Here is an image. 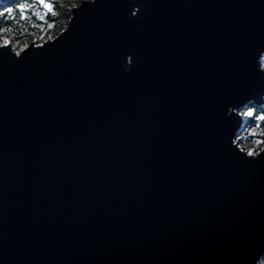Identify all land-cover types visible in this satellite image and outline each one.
I'll list each match as a JSON object with an SVG mask.
<instances>
[{
  "label": "water",
  "instance_id": "95a60500",
  "mask_svg": "<svg viewBox=\"0 0 264 264\" xmlns=\"http://www.w3.org/2000/svg\"><path fill=\"white\" fill-rule=\"evenodd\" d=\"M79 5L0 49V264H252L264 161L231 104L264 91V0Z\"/></svg>",
  "mask_w": 264,
  "mask_h": 264
},
{
  "label": "snow or ice",
  "instance_id": "6c2138e0",
  "mask_svg": "<svg viewBox=\"0 0 264 264\" xmlns=\"http://www.w3.org/2000/svg\"><path fill=\"white\" fill-rule=\"evenodd\" d=\"M79 7L80 5H75ZM43 9V13L39 11ZM29 13L40 18L45 19V14L51 16L56 15V5L54 0H15L12 6H2L0 0V49H8L11 47V41L7 38L5 33L12 31L9 27L4 25L11 23L12 20H26ZM11 18V20L9 19ZM52 28V24H48ZM20 55V53H17ZM264 60V57H261ZM261 79H264V63L259 64V71H256ZM227 107V106H226ZM232 115L237 118L246 119L250 127L246 129L248 135L253 138L264 137V91L254 92L253 94H246L242 98L236 100L231 104ZM240 139L237 137V140ZM257 145L264 144V139H256ZM245 155L249 158L246 163H259L264 161V152L257 153L254 148H250ZM252 264H264V253H258L253 257Z\"/></svg>",
  "mask_w": 264,
  "mask_h": 264
},
{
  "label": "trees",
  "instance_id": "16d2710c",
  "mask_svg": "<svg viewBox=\"0 0 264 264\" xmlns=\"http://www.w3.org/2000/svg\"><path fill=\"white\" fill-rule=\"evenodd\" d=\"M85 0H54L56 5V15L51 16L45 14V19L42 21L39 17L29 13L26 20L17 19L12 20L4 26L9 27L12 31L5 33L7 38L14 46V50L18 51L23 48L22 46H28L33 42L42 43L50 37L58 36L68 25L71 19V9L77 4H81ZM15 0H2V6L10 7ZM43 13V9H39ZM11 20V18H9ZM48 24H52L53 27L49 28ZM250 127L249 122L245 119L244 125L241 128V147L245 150L254 148L256 152L262 150L264 144L257 145L256 139H264V137L253 138L246 132V129Z\"/></svg>",
  "mask_w": 264,
  "mask_h": 264
},
{
  "label": "rangeland",
  "instance_id": "374dc122",
  "mask_svg": "<svg viewBox=\"0 0 264 264\" xmlns=\"http://www.w3.org/2000/svg\"><path fill=\"white\" fill-rule=\"evenodd\" d=\"M57 37V36H56ZM53 38H55V37H53ZM52 37H50L49 39H47V40H45L44 42H46V41H48V40H50V39H53ZM44 42H42V43H38L37 44V42H34L36 45H41V44H43ZM12 44V43H11ZM21 49H23V48H21ZM18 51H20V49L18 50ZM264 57V56H263ZM261 63H264V60H261ZM245 120V119H244ZM244 125V124H243ZM242 148V147H241ZM243 149V148H242ZM243 150H245V149H243Z\"/></svg>",
  "mask_w": 264,
  "mask_h": 264
},
{
  "label": "bare ground",
  "instance_id": "6f19581e",
  "mask_svg": "<svg viewBox=\"0 0 264 264\" xmlns=\"http://www.w3.org/2000/svg\"><path fill=\"white\" fill-rule=\"evenodd\" d=\"M20 51H21V49H20Z\"/></svg>",
  "mask_w": 264,
  "mask_h": 264
},
{
  "label": "clouds",
  "instance_id": "9594fccd",
  "mask_svg": "<svg viewBox=\"0 0 264 264\" xmlns=\"http://www.w3.org/2000/svg\"><path fill=\"white\" fill-rule=\"evenodd\" d=\"M24 48V47H23Z\"/></svg>",
  "mask_w": 264,
  "mask_h": 264
}]
</instances>
